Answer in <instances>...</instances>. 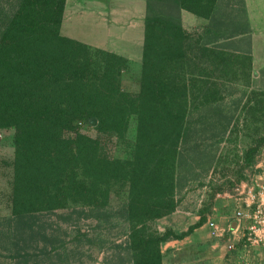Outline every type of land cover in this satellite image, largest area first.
<instances>
[{
  "label": "trees",
  "instance_id": "16d2710c",
  "mask_svg": "<svg viewBox=\"0 0 264 264\" xmlns=\"http://www.w3.org/2000/svg\"><path fill=\"white\" fill-rule=\"evenodd\" d=\"M63 3L0 0V129H13L14 147L11 218L57 212L61 220L74 217L75 236L84 237L77 221L107 216L111 196L122 190L120 250L131 264H161L166 237L148 223L175 209L188 107L219 99L218 78L230 79L236 68L247 76L248 53L229 47L243 27L222 28L217 0H145L139 89L130 93L120 85L123 57L60 34ZM180 9L207 21L201 32L181 26ZM130 119L126 159L78 131L88 125L123 137Z\"/></svg>",
  "mask_w": 264,
  "mask_h": 264
},
{
  "label": "rangeland",
  "instance_id": "374dc122",
  "mask_svg": "<svg viewBox=\"0 0 264 264\" xmlns=\"http://www.w3.org/2000/svg\"><path fill=\"white\" fill-rule=\"evenodd\" d=\"M232 20L243 23L246 33L234 37L229 47L236 53H250L252 48L251 57L258 59V65L250 62L247 76L236 68L230 79L218 78L220 98L213 103L189 105L185 116L186 136L177 165L174 212L195 214L206 227L208 221H213L208 212L210 197L224 193V197L237 201L240 183L264 180V138L257 143L264 137V32H249L246 19H234V14ZM225 21L230 23V17ZM123 58L126 66L120 76L121 88L136 93L141 55ZM78 131L99 139L110 157L126 159L131 155L133 119L129 120L123 137L98 134L88 125L79 127ZM12 139L13 129H0V264H131L129 253L120 250L119 245L127 230V224L116 212L124 201L122 190L111 196L107 216L77 221L76 225L86 230L84 237L75 236L74 217L61 220L57 212L34 215L25 219L26 223L11 218ZM158 219L149 222V228L163 234L165 239L173 237L170 231L162 229Z\"/></svg>",
  "mask_w": 264,
  "mask_h": 264
},
{
  "label": "crops",
  "instance_id": "0c3cea01",
  "mask_svg": "<svg viewBox=\"0 0 264 264\" xmlns=\"http://www.w3.org/2000/svg\"><path fill=\"white\" fill-rule=\"evenodd\" d=\"M215 10L224 21L227 16L230 17V23L227 21L222 27L227 32H233L236 28L233 14L234 19H246L249 32H264V0H233L226 3L217 0ZM144 15L145 0H64L59 32L90 47L130 59L132 55H141ZM179 19L186 31L201 32L207 23L205 19L183 9L179 10ZM240 25L243 27V23ZM252 50L246 52L249 64L251 62L257 66L258 59L251 57ZM262 61L264 64V58ZM224 196L226 194L223 193L210 197L208 208L216 224L226 227L234 222V227H229L230 230L223 237L209 236L203 219L189 212L173 210L157 220L163 230L173 235L182 234L161 242V264H264L262 248L246 246L243 242L246 221L233 218L234 211L242 208V204ZM230 240L233 248L227 250L225 246Z\"/></svg>",
  "mask_w": 264,
  "mask_h": 264
},
{
  "label": "built area",
  "instance_id": "2783aa9c",
  "mask_svg": "<svg viewBox=\"0 0 264 264\" xmlns=\"http://www.w3.org/2000/svg\"><path fill=\"white\" fill-rule=\"evenodd\" d=\"M237 201L242 208H237L233 213L236 221L245 220L246 225L242 234L246 246H260L264 257V180L253 184L240 183L237 186ZM213 221L207 222V228L211 237H223L225 232L230 230ZM225 248L231 250L233 242L230 240Z\"/></svg>",
  "mask_w": 264,
  "mask_h": 264
},
{
  "label": "water",
  "instance_id": "95a60500",
  "mask_svg": "<svg viewBox=\"0 0 264 264\" xmlns=\"http://www.w3.org/2000/svg\"><path fill=\"white\" fill-rule=\"evenodd\" d=\"M91 122H93V121H91ZM233 227H234V222H232L230 225V228H233Z\"/></svg>",
  "mask_w": 264,
  "mask_h": 264
}]
</instances>
